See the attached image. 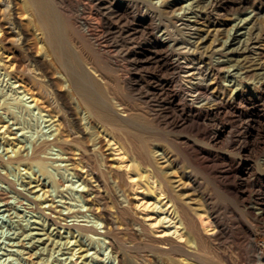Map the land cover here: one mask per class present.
I'll list each match as a JSON object with an SVG mask.
<instances>
[{"label": "bare ground", "instance_id": "obj_1", "mask_svg": "<svg viewBox=\"0 0 264 264\" xmlns=\"http://www.w3.org/2000/svg\"><path fill=\"white\" fill-rule=\"evenodd\" d=\"M161 1L80 0L74 17L67 8L71 0H0V217L8 215L0 229L1 263L169 264L161 258L167 254L174 263L224 264L228 227L221 210L210 202H205V212L193 209L201 199L193 194L202 182L193 172L205 167L206 156L192 153L188 140L182 144L173 134L159 132L201 124L213 109L210 99L226 96L228 87L220 76L223 62L210 67L208 62L207 72L201 70L205 56L222 49L217 39L221 29L214 24L198 40H190L197 23L172 16L174 1ZM209 1L212 11L220 0ZM114 13L119 22L130 18L129 13L154 17L143 30H153L154 52L160 45L167 47L173 71L184 73L178 76L181 98L172 112L161 111L149 94L135 92L122 62L132 45L108 38L107 32L119 25L108 21ZM256 21L246 26L248 31L230 33L228 47L239 42L230 50L253 52L261 47L264 22ZM63 25L68 35L62 33ZM187 29L190 38L180 35ZM170 97L172 103L177 99ZM134 118L148 121L154 130H143ZM151 199L156 210L149 211ZM257 208V216L264 215V207ZM138 243L156 253L137 262L134 256L140 253L132 255L128 246Z\"/></svg>", "mask_w": 264, "mask_h": 264}, {"label": "rangeland", "instance_id": "obj_2", "mask_svg": "<svg viewBox=\"0 0 264 264\" xmlns=\"http://www.w3.org/2000/svg\"><path fill=\"white\" fill-rule=\"evenodd\" d=\"M77 1H80V0H77ZM77 1L71 0V2L72 3L74 2V3L71 4V2H69L67 4V8L69 7L68 10L70 9L68 13L71 15L74 14L73 15L74 17L79 15V10L77 8V6H78L77 4H79V3ZM170 1H174V6L172 8L177 7L176 9H173V11L171 10L172 16H177V18L178 17H184L185 19H187V17H188L187 20H194L195 22L194 21H192V22L197 23L196 25L198 26V29H196L197 30L196 33L197 34L199 33V34H198V36H197V34H193L194 36L191 37L190 40H198L201 37V35H204L208 31L209 28L213 27L214 24H215V26H219V28L221 30H219V32H218L219 34H217V39L220 42L219 46H221L222 49L219 52L218 51H211L210 53H208L207 56H205V58H204L206 62L204 63L205 65L202 64L201 70L202 71L205 70L204 71V73H205V72H207L206 70H208L206 67H208L209 63H210V65H209V67H210L214 62L215 63H217L218 61L221 63L223 62L222 63V69L220 70L221 82L226 88L227 87L228 88H227L226 96L223 97V99H219L220 101L214 97H212L214 100L212 98L210 99L211 100L210 104L213 105V109H211V111L205 117V119L202 122H200L202 125L198 124V122H194V123H190L191 125L188 126V129H187V126H184V127L177 126V127L172 128V129L170 127L164 129V127H163V128H160L161 131H159V132H161V133L164 132L163 134H165V132H166L165 135H169V134L172 135L173 134L174 136L172 135L171 137L175 138L179 143L183 142L182 144H184L188 140V142L191 144L190 150L192 151V153L198 154L199 156H201V155L206 156V158H205L206 160L204 162L205 167L196 169V172H193V173L197 174L196 176L199 178V180H201L202 182L204 180V182H205V183L201 182V184L199 186L200 188H198L199 191L197 189L194 192L195 195L193 194L194 197L196 196L195 200L199 196H200L199 198H201V199L196 200L197 202L194 201L196 203H193V206L196 208H193V209L196 210L197 213L202 212V211L205 212V208H207L206 204L208 202H210L213 204L216 203L215 206L221 210V218L223 217L222 221H224V224H226L225 225L226 228L228 227L225 238H224V241L226 240V242L223 243V247H222L223 248L222 250H224V252L226 253V257L224 258V264H230V263L232 264L231 259L236 264H238V263L239 264H262L264 262L263 260H261V255L264 256V217H263L264 215L257 216L255 211L258 210L257 207H264V65H263L264 64L263 63L264 62V59H263L264 58V55H263L264 54V45H263L264 34H263V39L259 43V44H261V47L259 49H257V51L254 50L253 52H250V51L244 52L242 50H237V51L233 50V49L230 50L231 47L238 45L239 42H237L235 45H230V47H228L229 46L228 44H229V40H230V33L232 31L233 32L235 30H237V31L238 30L248 31V29H246L247 28L246 26H248L250 23L252 24L256 20H257L256 23H260L261 21H262L261 23L264 22V0H220L217 2L216 6H215V10H212V11H208V5H206L207 1L210 2L209 0H200V1L199 0H170ZM153 2L155 4L159 3L158 5H161L162 3H164V1H161V0H153ZM208 2H207V4H209ZM220 3H222V4H220ZM202 5H204V6H202ZM189 6L192 7V8H190L191 11L189 10ZM193 6H194V8H193ZM195 7H197V8H195ZM200 7H201V10H199ZM123 9H125V8H123ZM184 9H187V11ZM192 9H194V10H192ZM173 12H175V13H173ZM126 13H128V11ZM114 14L109 16L108 21L111 22V20H112V22L117 23L119 21H116L117 20L116 13H114ZM128 15L130 18H126V20L124 19L123 21L119 22V25L116 27V29L113 28V29H110L111 32L110 31L107 32L108 38L110 39V41L113 40L112 42H115L118 39H119L118 40L119 42H122L123 40L126 42L129 41L130 46L132 45L131 47L133 49L131 48L132 49L131 53H129L126 56L127 58L126 57L123 58L122 62L124 61L123 63H125L126 67L129 70V77H130L129 79L131 81V84H132L135 92L138 95L140 93H141L140 95H143V93L147 94V95L149 94V96L156 99L157 102L160 104L159 107H161L160 108L161 111L172 112V110H173L172 108H174L178 104L179 99L181 98V96L179 95L180 93L178 91L179 90V83H180L179 82L180 80H178V79H180L182 77V74L184 75V73H182L181 70H179L177 73L174 72L175 69L173 68L174 67L173 57L171 56V53L169 52L167 47H165L164 45H160V47H159L160 50L157 48L159 51H157V53L154 52L156 49L155 46L157 45V41L155 39V34H154L153 30L151 29V26H149V28L151 29L149 32L148 31L144 32L145 27L147 25H149L150 22L153 21L154 17L152 16V14L149 13L145 17H144V15L132 14V13H129ZM185 15H187V16H185ZM193 15L195 16L196 19L194 18ZM214 15H216V16H214ZM95 16H97V15H95ZM248 16H249V18H248ZM242 18H243V20H242ZM245 19L251 20V21H249L250 23H247L246 25H244L245 26L244 27V26H242V24L244 23ZM258 19H259V21H258ZM197 20L198 21L200 20L201 22L200 21L196 22ZM240 20L243 22L240 23ZM131 21H133V22H131ZM204 22L206 24H204ZM121 23L122 24L126 23V24L122 25ZM179 23H180V21H179ZM261 25L264 27V23ZM202 28H203V30H202ZM232 28H233V30H231ZM66 29H65V25H63V30H62L63 32L62 33L64 35H68V29L67 30ZM121 29L124 32L120 31ZM227 29H228V31H227ZM223 30H225L227 33ZM188 31H189V29H187L186 32H183V33L180 32L181 34L176 33V35H175V34L171 33V35H173L174 37H180L178 34H180L182 36L185 34V35H187L188 38H190L188 35V33H189ZM220 31H222L223 34ZM111 34H112V36H110ZM224 34H225V38H223ZM142 35H144V36H142ZM210 39H208L206 41V43H208ZM134 44H136V45H134ZM223 47H225V48H223ZM227 49L229 51H227ZM254 53L256 54V56ZM223 54H224V56H223ZM244 54H245V56H244ZM195 56H196V58H199V60L202 58L198 54ZM241 56L244 57L245 59L242 58ZM247 56H248V58H247ZM236 57L239 58L238 62H237ZM149 58H150V60H148ZM250 58H252V60ZM206 59H208V60H206ZM221 59H222V61H221ZM254 59H255V61H254ZM257 59H259L260 61L259 60L256 61ZM155 60H157V62ZM262 60H263V62H262ZM248 61H250V62H248ZM253 61H254V63H253ZM158 63H160V64H158ZM246 63H247V65H245ZM248 64H251V65H248ZM241 65L244 67H242ZM252 65L253 66L257 65V66L256 67L254 66L255 67L254 68ZM242 69H244L246 72ZM248 70L252 75L251 74L247 75ZM254 71H255V73H254ZM233 74H235V75L233 76ZM173 75H175V77ZM180 75H181V77H178ZM247 76H249L250 78L249 77L246 78ZM132 77L135 79L136 82L134 81V79ZM241 77L242 78L245 77L246 79L245 78L242 79ZM176 79H177V81H176ZM174 81H175V84H174ZM140 86H142V87H140ZM138 87H140L139 88L140 90L138 89ZM146 87H148V88H146ZM139 91H140V93H139ZM161 91H163L164 93H162ZM170 95L171 96L173 95L177 98L174 101V103H172L170 101L171 99H173L172 97H170ZM154 96H156V97H154ZM166 96H168V97H166ZM217 100H218V102H217ZM214 101H216L217 104H214L215 103ZM220 102H222V103H220ZM165 105H167V106L165 107ZM215 105H216V107H215ZM134 119L135 120H132V122L137 124L143 130L149 131L151 129L150 128L151 125H149V123H147L148 121L144 122V120H142V119H141L142 121H140V119H136V118H134ZM145 123H147V125ZM148 127L150 128L149 130H148ZM151 127L153 129V126H151ZM180 127H181V129H180ZM185 127H186V129H184ZM190 127H191V129H190ZM177 128H179V129H177ZM200 128L203 129V131ZM152 129L150 131L154 130V129L153 130ZM155 130H157V128H155ZM190 130H191V132H190ZM168 131H171V132L169 133ZM193 132H195V133L193 134ZM207 133L209 135H207ZM195 136H197V137H195ZM202 137H205V138H202ZM181 140H183V141H181ZM200 140H202L203 142L201 141L202 143H200ZM192 143H193V145H192ZM192 146H193V148H192ZM212 158H213V160H212ZM186 162H184V164H185L184 167L190 165L188 162H187V164H189V165H187ZM206 171H207V173H206ZM178 173H180V172H178ZM231 173H232V175H231ZM202 176H204L205 178ZM210 176H212V177L210 178ZM237 176L240 178H238ZM183 180L186 181V180H188V178L184 177ZM215 183H216V185H215ZM201 186H203V187H201ZM204 187L206 188L205 190H204ZM202 188H203V190H200ZM200 191L201 192L203 191V192L201 193ZM208 193H210V194L208 195ZM204 196H206V198H210V200L208 199L206 201L204 199ZM211 199H212V201H211ZM215 200H216V202H215ZM132 201L134 203V202H136V199L133 197ZM201 201H203V202H201ZM205 202H206V204H205ZM153 203H154V199H151V206L149 208H147V210H149V211L153 210V209L156 210V208L153 207L155 205V203L154 204ZM198 203H199V206L204 203L203 204L204 206L202 205V206L198 207ZM197 207L199 208V210ZM141 211H143L142 213L144 214V212L146 210L145 211L141 210ZM250 211L253 213H251ZM2 215L4 216L5 214H2ZM3 216L0 217V229L3 228L2 226L5 224V222L8 219L7 214L4 217ZM149 218L150 217H148V221H150V219H151V218L150 219ZM5 229L6 230L8 229L7 226H5ZM229 232H230V234H229ZM232 236H234V237H232ZM133 245L128 246V249L130 252H132V255H136V254L140 253L139 255H141V256H139V255L134 256L135 258H137V262H141V258L142 259L144 258L143 255L145 256L147 254H155L156 253L155 250L152 251V248H150L146 245L144 246L143 243H141V244L138 243V244H133ZM142 247H143V249H142ZM227 247L229 248L230 251H228ZM152 252H154V253H152ZM233 252H234L233 256H236V257L231 256ZM260 252H262V253H260ZM163 256L166 257L167 260ZM168 256L169 255H167V254H163V255H161V258L163 257L162 259L165 260V262H167V263H169L171 261L169 264H175V263L179 264L181 262L183 264H187L189 262L188 260H186V261H188L187 263L185 260L184 261L183 260H178V261L176 260L174 263V260L170 259L171 256H169V258H168ZM234 258L236 260H238V259L239 260L236 262V260ZM260 260L262 263L260 262ZM115 261L117 263V260H115ZM226 262H228V263H226ZM0 264H3V263L0 262Z\"/></svg>", "mask_w": 264, "mask_h": 264}]
</instances>
